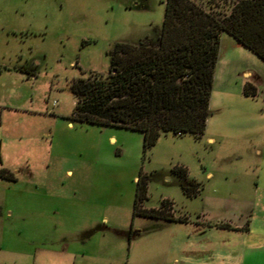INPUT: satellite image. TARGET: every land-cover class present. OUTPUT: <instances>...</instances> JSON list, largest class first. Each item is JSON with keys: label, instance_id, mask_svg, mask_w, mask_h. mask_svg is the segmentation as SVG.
<instances>
[{"label": "rangeland", "instance_id": "rangeland-1", "mask_svg": "<svg viewBox=\"0 0 264 264\" xmlns=\"http://www.w3.org/2000/svg\"><path fill=\"white\" fill-rule=\"evenodd\" d=\"M197 1L227 12L232 0ZM164 5L0 0V167L17 176L0 181V264H264L258 56L223 48L199 137L168 132L143 151L138 130L70 119L71 83L107 74L115 42L159 32ZM244 70L260 78L252 97L242 92ZM176 166L199 183L196 194L182 190ZM140 174L148 175L143 206L167 198L169 213L186 221L133 216Z\"/></svg>", "mask_w": 264, "mask_h": 264}, {"label": "trees", "instance_id": "trees-1", "mask_svg": "<svg viewBox=\"0 0 264 264\" xmlns=\"http://www.w3.org/2000/svg\"><path fill=\"white\" fill-rule=\"evenodd\" d=\"M222 32L264 61V0H232L227 12L207 9L197 0H165L159 32L135 42H115L107 74L94 72L71 83L75 102L70 119L138 130L143 151L168 132L199 137L210 113ZM243 94L254 96L255 88L246 82ZM171 171L184 180L180 185L186 194L198 192L199 183L186 180V168L176 166ZM0 178L15 181L16 175L0 167ZM147 187L148 175L140 174L133 216L186 221V216L169 213L172 202L167 198L158 207H144ZM214 226L232 228L226 223Z\"/></svg>", "mask_w": 264, "mask_h": 264}, {"label": "crops", "instance_id": "crops-1", "mask_svg": "<svg viewBox=\"0 0 264 264\" xmlns=\"http://www.w3.org/2000/svg\"><path fill=\"white\" fill-rule=\"evenodd\" d=\"M224 44V45H223ZM227 45L229 46H232V47H236V46H242L240 45L231 35L225 33V32H222L221 35H220V40H219V46H218V58L223 50V48H225ZM245 48V47H244ZM250 51V50H249ZM251 52V51H250ZM252 54H254L253 52H251ZM255 55V54H254ZM256 56V55H255ZM243 75L247 76V78L249 79L250 78V84L255 88V93L257 94V85L260 81V78L255 74H253L252 72L248 71V70H244L243 71ZM245 83V82H244ZM243 83V84H244ZM242 89H243V86H242ZM243 92V91H242ZM246 96V95H245ZM246 97H250V96H246ZM252 97V96H251ZM211 139V138H209ZM2 180H5V179H2L0 178V181ZM7 181V180H6ZM17 181V176H16V180ZM6 213H10L11 214V211H7ZM33 222V221H32ZM29 227H31V231H33L32 227H33V224H31L29 222ZM34 254H36V251H25L24 252V255H25V258H29V257H33ZM4 264H7V262H5ZM10 264V263H9ZM14 264H15V261H14Z\"/></svg>", "mask_w": 264, "mask_h": 264}]
</instances>
